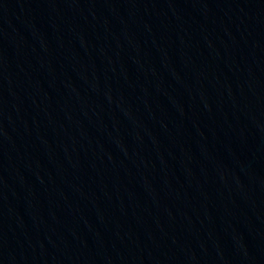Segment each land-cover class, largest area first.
<instances>
[{
  "label": "water",
  "instance_id": "95a60500",
  "mask_svg": "<svg viewBox=\"0 0 264 264\" xmlns=\"http://www.w3.org/2000/svg\"><path fill=\"white\" fill-rule=\"evenodd\" d=\"M0 264H264V0L7 5Z\"/></svg>",
  "mask_w": 264,
  "mask_h": 264
}]
</instances>
